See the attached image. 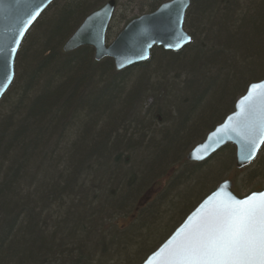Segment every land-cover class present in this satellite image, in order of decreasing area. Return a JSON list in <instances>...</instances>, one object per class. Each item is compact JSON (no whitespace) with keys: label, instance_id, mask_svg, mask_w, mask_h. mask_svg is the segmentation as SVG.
I'll use <instances>...</instances> for the list:
<instances>
[{"label":"trees","instance_id":"trees-1","mask_svg":"<svg viewBox=\"0 0 264 264\" xmlns=\"http://www.w3.org/2000/svg\"><path fill=\"white\" fill-rule=\"evenodd\" d=\"M101 1L55 0L17 52L0 100V264H141L209 194L202 172L233 162L230 146L186 154L264 75V0H192L189 45L119 72L91 48L61 50ZM168 171L166 194L123 221ZM238 175L237 197L264 189V145Z\"/></svg>","mask_w":264,"mask_h":264},{"label":"water","instance_id":"water-1","mask_svg":"<svg viewBox=\"0 0 264 264\" xmlns=\"http://www.w3.org/2000/svg\"><path fill=\"white\" fill-rule=\"evenodd\" d=\"M54 1L44 0L39 15L27 22L28 13L38 0H0V46L7 45L16 49L15 54L10 56V79L5 78L9 70L3 58H0V85H4L0 100L14 80V61L25 35ZM190 2L171 0L160 5L155 11L130 21L107 44L105 36L115 7L114 0H109L84 19L62 50L67 54L83 47L91 48L95 62L110 59L117 72L147 61L154 47L178 52L191 42L190 36L183 30ZM263 144L264 79L247 86L245 93L236 100L233 111L187 153L186 161L203 163L223 147L231 146L234 149V166L241 170L257 158ZM249 154L251 159L247 158ZM231 188L232 184L228 180L218 184L141 264H168L176 246L210 219L216 209L230 200H243L253 194H264L263 189L238 198ZM256 199H260V196L257 195Z\"/></svg>","mask_w":264,"mask_h":264},{"label":"snow or ice","instance_id":"snow-or-ice-1","mask_svg":"<svg viewBox=\"0 0 264 264\" xmlns=\"http://www.w3.org/2000/svg\"><path fill=\"white\" fill-rule=\"evenodd\" d=\"M43 3L38 0L31 8L27 22L39 15ZM15 52V48L0 46V58L9 70L6 79H10V56ZM3 87L0 85V94ZM247 158L251 159V154ZM171 257L168 264H264V194L230 200L216 209L210 219L176 246Z\"/></svg>","mask_w":264,"mask_h":264},{"label":"rangeland","instance_id":"rangeland-1","mask_svg":"<svg viewBox=\"0 0 264 264\" xmlns=\"http://www.w3.org/2000/svg\"><path fill=\"white\" fill-rule=\"evenodd\" d=\"M106 1L107 0H102L101 3L96 5L97 9L99 7H101ZM160 2H163V0H160L159 2H157L155 4H153L154 3L153 0H116V6H115V12H114V16H113V21L110 24V28H109L108 41L109 42L112 41V39L117 35V33L120 32V30L124 26V24H122L123 21L131 20V19L136 18L142 14L153 11L155 9L154 8L152 10L153 6L156 4H159ZM50 13L51 12L48 13V16ZM35 32H36V26H35L34 30L32 31L31 35H35ZM263 78H264V75L261 78H259L258 81L262 80ZM224 154L225 155L222 157V159L215 164V169L213 167L212 169L209 170V173H204V175H203V172H202V175L199 174L201 177L200 181H199L200 183L204 182V177L207 178V181L209 180V178H211L207 182L210 185L206 184V182H205V184L207 186H205V184H204L205 190L208 188L206 191L204 190L206 194L210 193L219 183H221L224 180H228L231 182V184H232L231 191H232L233 190V179L237 178V177L239 178L238 172L242 171V170H237L234 166V149H233V162L232 163L230 162V160L232 158L231 152L228 151V153H224ZM230 163H231V165H230ZM190 164H192V163H190ZM220 168H224V170L221 171V174H220V177L218 178V180L211 184L210 182H213L217 178V176L219 175L218 170ZM216 171H217V175L215 177ZM181 172H182V170H181ZM170 173H171V171H168L156 180V181H158L157 183L160 185V188L156 189L155 192L152 191L149 194V196H148V194H144L145 192L141 193L139 195V197L136 200V204H135L136 209L134 210V214L132 213L133 215L128 217V219H127L128 221L127 220H123V221L128 222V224L134 223L139 214H141L144 210H146L152 203L156 202L158 200V198L160 197V195L164 196L166 194V192L168 191L167 188L171 184V181L173 182V179L178 175V173H175L174 177L172 179H170V183H169L168 181L166 182V178ZM212 177H214V179ZM161 181H162V183H161ZM262 188H264V185L262 186ZM199 190H200V188H199ZM186 193L187 192H185V194ZM205 195H203V196H205ZM244 195H245V192H242L240 197H243ZM185 202H187V201H185ZM185 202L183 204L179 205L180 208L183 205L185 207H187L188 203L186 204ZM183 218H181L180 221L177 222L173 227L175 228L181 222V220ZM123 224H125V222H121V221L117 222L118 227H121ZM132 228H134V230H135L134 226ZM172 228L168 231V233L165 235V237L163 239H161L160 243L174 229V228L173 229ZM160 243H158V245ZM154 248H156V247H154ZM136 263L137 262H135L134 264H136Z\"/></svg>","mask_w":264,"mask_h":264},{"label":"bare ground","instance_id":"bare-ground-1","mask_svg":"<svg viewBox=\"0 0 264 264\" xmlns=\"http://www.w3.org/2000/svg\"><path fill=\"white\" fill-rule=\"evenodd\" d=\"M66 42H67V41H66ZM66 42H65V43H66ZM65 43L63 44V46L65 45ZM63 46H62V48H63ZM61 50H62V49H61ZM62 52H63V50H62ZM63 53H64V52H63ZM65 54H66V53H65ZM130 67H131V66H130ZM126 69H127V68H126Z\"/></svg>","mask_w":264,"mask_h":264}]
</instances>
